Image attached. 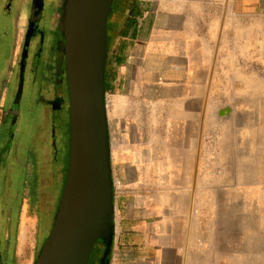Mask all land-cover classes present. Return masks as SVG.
<instances>
[{
  "label": "crops",
  "instance_id": "crops-1",
  "mask_svg": "<svg viewBox=\"0 0 264 264\" xmlns=\"http://www.w3.org/2000/svg\"><path fill=\"white\" fill-rule=\"evenodd\" d=\"M132 1L133 36L117 39L123 62L113 82L116 105L132 104L130 156L122 163L131 196L119 205L110 264L251 260L245 223L238 239L229 222L235 213L220 223V190L204 188L201 154L205 122L219 111L209 105L215 80H251L246 63L238 70L232 62L249 57L252 37L264 33V0ZM112 148L111 140V162Z\"/></svg>",
  "mask_w": 264,
  "mask_h": 264
},
{
  "label": "rangeland",
  "instance_id": "rangeland-1",
  "mask_svg": "<svg viewBox=\"0 0 264 264\" xmlns=\"http://www.w3.org/2000/svg\"><path fill=\"white\" fill-rule=\"evenodd\" d=\"M127 1L113 0L111 18L114 12ZM61 4L62 0H52V6L59 16ZM254 26L259 29V22L253 23ZM3 44L7 45L6 52L9 51L7 40ZM6 57L8 63L10 55ZM57 58L56 39V61ZM232 63L236 68L238 67V70L246 63L251 70L249 77L251 80H215L212 86L209 105L214 110L218 107L219 111L218 114L210 117L208 122H205L204 147L201 154L206 177L204 188L220 190V196L214 198V204L219 205L221 225L227 223H223V220H227L228 213H230V218L235 213V218L228 221L230 225H233V222L236 224V239L243 232L245 223V234L251 238V254L247 255H251V260L237 261L236 264H264V33L252 37V52L249 57L246 55L245 58L242 54L237 55ZM3 72L2 69L1 74ZM106 93L113 146L116 219V215H120V203H126L131 196L128 193L130 189L129 170L122 163L127 165L128 160L126 159L130 156V152L126 151L125 147L132 143L133 116L130 102L116 105V100L121 97L118 90L113 88ZM64 115V127L57 131L58 137L53 138L46 132L42 136V149L40 153L37 151L34 166L37 177L36 185L34 183L35 188L30 185L32 168H29L27 208L16 228L15 251L10 252L11 264H32L50 229L62 191L67 165L68 114L66 109ZM144 121L143 126L147 125L146 118ZM123 123L127 129L122 128ZM44 125L47 128L49 122L45 120ZM50 156L55 161L53 165L48 166L45 161ZM48 171H52L51 177ZM212 178L216 180L211 181ZM50 183H52L51 187ZM36 189L40 198L39 202L44 208V211L41 209L40 212H45L44 216L47 219L44 227H40L41 216L38 209L32 218L27 217L38 204L34 202L31 206L29 203L31 192Z\"/></svg>",
  "mask_w": 264,
  "mask_h": 264
},
{
  "label": "water",
  "instance_id": "water-1",
  "mask_svg": "<svg viewBox=\"0 0 264 264\" xmlns=\"http://www.w3.org/2000/svg\"><path fill=\"white\" fill-rule=\"evenodd\" d=\"M112 4L62 0L56 68L67 84V165L50 229L32 264H110L115 186L105 76ZM41 6L42 0H32V14Z\"/></svg>",
  "mask_w": 264,
  "mask_h": 264
},
{
  "label": "flooded vegetation",
  "instance_id": "flooded-vegetation-1",
  "mask_svg": "<svg viewBox=\"0 0 264 264\" xmlns=\"http://www.w3.org/2000/svg\"><path fill=\"white\" fill-rule=\"evenodd\" d=\"M58 23L52 0L33 14L32 0H0V264L12 261L9 244L26 213L29 168L42 136L58 137L68 114L66 79L56 68Z\"/></svg>",
  "mask_w": 264,
  "mask_h": 264
},
{
  "label": "trees",
  "instance_id": "trees-1",
  "mask_svg": "<svg viewBox=\"0 0 264 264\" xmlns=\"http://www.w3.org/2000/svg\"><path fill=\"white\" fill-rule=\"evenodd\" d=\"M136 12H137V6L135 5L134 1L128 0L125 4L121 5V7L114 12L112 16L113 18H111V14L113 13V11H111V14L108 17V35L111 41V45H110V50H109L107 64H106L105 92L113 89V82L116 76V68L119 64L123 62V57L121 53V50L123 48V43H118L117 39L118 37L126 36L128 33L130 34V37L132 38L133 36L132 29L134 26L133 25L134 21L131 17L135 16ZM54 161L50 156L46 159L45 163L48 166H51L54 164ZM41 172L43 174V170H41ZM49 174L51 177V175L53 174L52 171H50ZM47 175L48 173L46 174V176ZM49 186L51 187L52 183H50ZM33 192L35 193V198H33V196H30L29 203L31 204V206L33 205L34 202H38V204L36 205V208H34V210H32L30 214H28L27 217L32 218L36 214L37 209H38L39 211L38 213L41 216L40 227L42 226L44 227V223H47V219H46V216H44L45 212L43 213L40 212L41 209L42 211H44V208L42 207V204L39 202L40 198L37 195L38 190L37 189L32 190L31 192L32 195H33ZM39 194H40V188H39ZM16 235H17V231L14 233V237L10 245L11 252L15 251L14 249H15V243H16ZM95 250H96V253L99 254L100 252L99 248L96 247Z\"/></svg>",
  "mask_w": 264,
  "mask_h": 264
},
{
  "label": "bare ground",
  "instance_id": "bare-ground-1",
  "mask_svg": "<svg viewBox=\"0 0 264 264\" xmlns=\"http://www.w3.org/2000/svg\"><path fill=\"white\" fill-rule=\"evenodd\" d=\"M31 166H32V171H31L32 178H30V185L33 188L34 187V183L36 185V182H37V180H36V178H37L36 177V172H34L35 160L31 163ZM32 196H33V198H35V193L34 192H33V195Z\"/></svg>",
  "mask_w": 264,
  "mask_h": 264
},
{
  "label": "built area",
  "instance_id": "built-area-1",
  "mask_svg": "<svg viewBox=\"0 0 264 264\" xmlns=\"http://www.w3.org/2000/svg\"><path fill=\"white\" fill-rule=\"evenodd\" d=\"M142 1H145V0H142ZM130 59H131V56L128 55V56H127V60L129 61ZM114 186H115V179H114ZM116 235H117V232H116V229H115V239H114V244H115V242H116Z\"/></svg>",
  "mask_w": 264,
  "mask_h": 264
}]
</instances>
